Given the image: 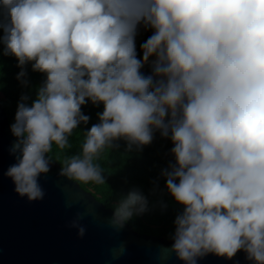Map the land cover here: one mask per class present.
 <instances>
[{
  "label": "clouds",
  "instance_id": "obj_1",
  "mask_svg": "<svg viewBox=\"0 0 264 264\" xmlns=\"http://www.w3.org/2000/svg\"><path fill=\"white\" fill-rule=\"evenodd\" d=\"M0 10L4 53L45 73L10 125L15 163L4 174L17 193L42 198L53 143L87 123L81 105L102 102L60 172L104 181L94 156L117 138L150 143L158 129L174 157L161 174L183 205L170 250L184 264L240 249L264 264V0H0ZM141 26L152 31L137 56ZM116 203L120 225L147 201L131 189Z\"/></svg>",
  "mask_w": 264,
  "mask_h": 264
},
{
  "label": "water",
  "instance_id": "obj_2",
  "mask_svg": "<svg viewBox=\"0 0 264 264\" xmlns=\"http://www.w3.org/2000/svg\"><path fill=\"white\" fill-rule=\"evenodd\" d=\"M10 125L0 103V264H184L170 250L172 237L138 233L125 221L115 225L114 210L62 174L56 161L38 176L42 198L17 193L4 174L15 163ZM197 264L254 261L240 249L230 258L208 252Z\"/></svg>",
  "mask_w": 264,
  "mask_h": 264
},
{
  "label": "trees",
  "instance_id": "obj_3",
  "mask_svg": "<svg viewBox=\"0 0 264 264\" xmlns=\"http://www.w3.org/2000/svg\"><path fill=\"white\" fill-rule=\"evenodd\" d=\"M7 16L0 10V22L6 21ZM152 29L139 28L136 35L137 56H140V43L150 35ZM3 29L0 28V35ZM24 69L22 76L17 75ZM141 71L145 74L151 72L149 64L143 65ZM45 78V73L33 70L31 62L24 65L17 63V57L11 53H4V44L0 42V103L3 105L9 122L12 124L18 102L23 96V102L30 104L36 96V89ZM103 103H87L81 105V111L89 116L87 123L80 122L68 135V142L63 148L53 143L48 155L51 161L63 166L67 158L73 154L81 153V146L86 130L92 123L98 121L97 113L102 111ZM128 142L117 138L112 146H106L97 156L94 163L102 169L104 181H81L72 178L80 186L91 192L98 201L114 210L117 201L129 190L136 189L146 197V207L143 211L134 212L125 220L133 230L141 234L155 235L171 238L174 231V218L182 211L183 205L175 201L165 185V177L161 174L163 168L168 167L174 160L170 151L172 141L162 136L157 129L153 132L150 143L128 147Z\"/></svg>",
  "mask_w": 264,
  "mask_h": 264
}]
</instances>
